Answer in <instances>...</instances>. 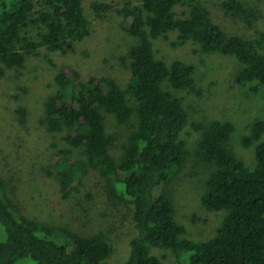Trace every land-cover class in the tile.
Instances as JSON below:
<instances>
[{"label": "trees", "instance_id": "obj_1", "mask_svg": "<svg viewBox=\"0 0 264 264\" xmlns=\"http://www.w3.org/2000/svg\"><path fill=\"white\" fill-rule=\"evenodd\" d=\"M87 6L98 18L115 12L121 28L138 43L119 58L124 81L107 74L83 75L75 65L48 59L55 90L44 101L41 123L49 133L62 134L69 146L52 144L56 152L48 172L58 178L60 199L70 198L89 170L97 173L106 195L128 213L136 231L121 264H183L182 253H188L186 264H264V120H255L243 138V145L254 146L253 169L228 148L232 122L192 124L200 132L196 158L214 166L202 204L226 213L213 237L189 240L168 193L190 154L181 138L189 113L183 99L163 84L197 95L201 88L192 65L156 58L152 41L177 32L181 44L191 40L201 52L233 56L240 64L236 82H256L251 87L256 92L264 85V32L249 39L226 31L213 21L203 0H0V77L9 69L24 68L41 48L62 56L73 53L92 28ZM176 6H186L188 13L178 17ZM222 7L253 26L256 10L242 1L225 0ZM30 25L41 28L37 37L25 35ZM18 112L25 113L23 108ZM107 114L119 123L137 118L119 155L112 152L119 138L107 131ZM73 149H82L84 158L73 159ZM87 196L95 199L90 191ZM0 225L5 233L0 264H111L110 237L80 235L26 216L1 174ZM153 248L171 250L175 260L164 263L151 253Z\"/></svg>", "mask_w": 264, "mask_h": 264}, {"label": "rangeland", "instance_id": "obj_2", "mask_svg": "<svg viewBox=\"0 0 264 264\" xmlns=\"http://www.w3.org/2000/svg\"><path fill=\"white\" fill-rule=\"evenodd\" d=\"M224 1L203 0L215 23L230 33L249 39L264 32V0H240L256 10L252 27L225 11L222 7ZM175 11L178 17H182L188 13V8L176 6ZM85 12L92 21V28L77 43L73 53L62 56L41 48L37 55L27 58L24 68L9 69L0 77V174L7 180L16 206L26 216L80 235L102 234L110 237L114 249L108 261L121 264L127 258L129 241L136 231L128 213L122 212L106 195L97 173L89 170L78 179L70 198L61 200L58 178L48 172L56 152L52 144L56 143L60 148L69 147L62 140V134L49 133L41 123L44 101L55 90L54 71L48 59L75 65L83 75L107 74L124 81L127 75L119 58L138 43L136 37L121 28L122 20L115 12L102 18H98L89 6ZM40 31L37 25H30L24 33L37 37ZM152 41L156 58L167 64L180 60L192 65L195 83L201 88V94L197 95L185 89L172 90L167 83L163 84L165 90H171L183 99L189 113V123L181 138L190 154L170 182L168 193L177 221L186 228L185 237L196 242L205 241L217 233L226 212L210 211L202 204L205 183L214 166L196 158L194 151L200 132L192 124H208L214 119L232 122L234 132L228 148L253 169L254 146L243 145V138L249 134L255 120H264V85L254 92L251 87L256 82H236L240 64L233 56L201 52L191 40L181 44L177 32H169ZM173 42H176L175 46ZM19 108L24 109V115L18 112ZM136 123L135 115L129 121L119 123L114 115L107 114V131L119 138L112 150L114 155L120 154ZM71 157L84 158L82 149H73ZM89 191L95 199L87 196ZM4 239L5 233L0 225V241ZM151 253L159 256L164 263L175 260L169 249L153 248ZM182 254L180 260L186 264L188 253Z\"/></svg>", "mask_w": 264, "mask_h": 264}]
</instances>
